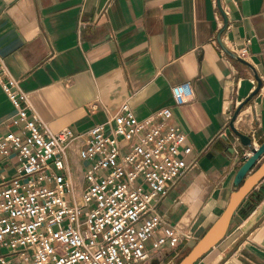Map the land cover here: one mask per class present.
Returning a JSON list of instances; mask_svg holds the SVG:
<instances>
[{
	"label": "crops",
	"instance_id": "obj_1",
	"mask_svg": "<svg viewBox=\"0 0 264 264\" xmlns=\"http://www.w3.org/2000/svg\"><path fill=\"white\" fill-rule=\"evenodd\" d=\"M220 1L228 20L221 40L248 64L218 40L225 25L218 0H0V68L29 94V114L52 130H88L125 102L141 119L173 107L193 147L188 160L198 163L159 210L195 239L148 264L179 262L226 208L235 174L251 154L231 121L257 76L262 86L234 124L259 145L264 141V0ZM185 81L194 96L177 106L172 87ZM15 113L0 83V124L19 131L11 123ZM71 155L80 195L82 162ZM0 165L12 177L18 161L0 155ZM0 255L28 264L7 247ZM194 264H264V178L237 208L225 237Z\"/></svg>",
	"mask_w": 264,
	"mask_h": 264
},
{
	"label": "built area",
	"instance_id": "obj_2",
	"mask_svg": "<svg viewBox=\"0 0 264 264\" xmlns=\"http://www.w3.org/2000/svg\"><path fill=\"white\" fill-rule=\"evenodd\" d=\"M6 77L2 66L0 83L19 131L0 124V155L16 157L18 166L8 177L0 165V247L28 264H148L195 239L159 210L198 163L188 160L193 147L173 107L141 119L125 102L88 130L54 131L29 114V94ZM172 94L181 106L193 98V85L176 84ZM72 153L82 162L80 195L70 177ZM12 262L0 255V264Z\"/></svg>",
	"mask_w": 264,
	"mask_h": 264
},
{
	"label": "water",
	"instance_id": "obj_3",
	"mask_svg": "<svg viewBox=\"0 0 264 264\" xmlns=\"http://www.w3.org/2000/svg\"><path fill=\"white\" fill-rule=\"evenodd\" d=\"M218 6L225 18V25L222 28L218 40L221 43L224 50L233 56L234 58L247 63L248 61L242 58L239 54L230 50L221 40V35L227 27V17L221 5V1L218 0ZM258 86L256 89L237 107L236 112L231 121V127L236 131V133L241 138L244 145L251 147V154L246 158L243 164L239 167L235 174L234 184L237 189L231 194L229 202L220 214V216L213 222L205 234L198 239V241L191 247L187 254L177 263V264H194L200 258H202L206 253H208L213 247H215L227 234L230 224L232 222L233 216L242 203V201L247 197V195L252 191V189L264 178V141L256 146L253 142V137L241 133L236 129L234 121L239 115L242 108L251 101V99L259 92L262 81L257 76ZM157 261L151 264H157Z\"/></svg>",
	"mask_w": 264,
	"mask_h": 264
},
{
	"label": "rangeland",
	"instance_id": "obj_4",
	"mask_svg": "<svg viewBox=\"0 0 264 264\" xmlns=\"http://www.w3.org/2000/svg\"><path fill=\"white\" fill-rule=\"evenodd\" d=\"M200 197H201V196H200ZM183 255H184V254H182V256H183ZM180 258H181V257H180ZM180 258L175 259L173 262H171V264H176Z\"/></svg>",
	"mask_w": 264,
	"mask_h": 264
},
{
	"label": "bare ground",
	"instance_id": "obj_5",
	"mask_svg": "<svg viewBox=\"0 0 264 264\" xmlns=\"http://www.w3.org/2000/svg\"><path fill=\"white\" fill-rule=\"evenodd\" d=\"M203 202V201H202ZM202 205V204H201ZM156 258V256H153V258L152 259H155Z\"/></svg>",
	"mask_w": 264,
	"mask_h": 264
}]
</instances>
